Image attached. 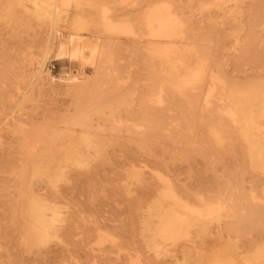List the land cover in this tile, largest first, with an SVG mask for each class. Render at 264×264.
I'll list each match as a JSON object with an SVG mask.
<instances>
[{"label":"rangeland","instance_id":"374dc122","mask_svg":"<svg viewBox=\"0 0 264 264\" xmlns=\"http://www.w3.org/2000/svg\"><path fill=\"white\" fill-rule=\"evenodd\" d=\"M222 1L77 0L65 6L60 0H0V118L7 124L0 137V264H128L123 256L85 257L82 253L87 248L69 250L59 246L64 238L54 236L49 209L43 212L46 235L37 236V243L30 240L33 220L28 198L48 208L57 207L60 212L67 206L55 197H19L22 183H28L31 176L28 151L33 145L46 146L47 135L54 133L76 130L91 136L85 163L106 168L107 174L93 179L94 184H119L120 171L131 166L171 165L180 169L181 183L195 186L193 190L223 191L226 182H237L244 185L246 203L249 197H256L255 202L264 205V161L256 154L251 157L243 135L244 114L239 123L230 118L236 94L243 101L244 95L254 96L264 90V0L254 9V21L246 23L244 0L238 18L230 21L221 7L232 2ZM163 4H170L186 23L183 38L177 41L198 45L209 63L214 64L221 81L220 99L205 98L204 88L197 98L174 97L166 87L160 91L164 85L161 78L131 49L132 38L147 40L146 16L151 8ZM122 22L131 23L135 35L115 33L113 27ZM72 40L79 41L81 47L76 53L71 50ZM47 47L50 51L45 55ZM34 58L45 60L43 70L51 81L27 92L31 80L26 74ZM97 71L102 72V80L89 92L70 94L63 85L68 76H94ZM159 92L160 98L156 97ZM78 116H82V130L71 126ZM252 128L254 139L260 141L264 113L256 115ZM40 129L47 132L41 139L24 134V130ZM41 179L42 184H37L38 177H32L31 188L35 192L42 188L41 192L46 193L47 179ZM105 193L108 194L106 190ZM123 207L120 197L115 202L95 201L86 214L111 231L108 224L126 219ZM37 224H43L42 219ZM195 245L190 244L191 252ZM167 248L165 264H183V244ZM144 256L148 262L153 260L150 253ZM170 260L174 261L169 263ZM192 261L191 258L185 263Z\"/></svg>","mask_w":264,"mask_h":264},{"label":"bare ground","instance_id":"6f19581e","mask_svg":"<svg viewBox=\"0 0 264 264\" xmlns=\"http://www.w3.org/2000/svg\"><path fill=\"white\" fill-rule=\"evenodd\" d=\"M229 1L232 4H224L221 9L228 21L236 20L242 0ZM60 2L62 5L70 6L77 0H60ZM261 2L263 0H244L245 23L254 21L256 15L254 9ZM41 8L43 7L37 6V9ZM180 18L170 4L154 6L145 20V26L148 28L147 40L132 38L129 43L131 49L142 56L150 70L161 78L164 85L159 87L160 91L166 87L174 97L197 98L201 95L200 90L204 88L202 95L205 98L220 99L222 95L218 94V90L221 81L216 75L219 73L215 71L214 64L209 63L198 45L177 41L183 38L182 34L186 26L185 21ZM113 30L125 36L136 33L129 22L117 23ZM80 49L79 41L72 40V52L76 53ZM44 51L47 55L50 47ZM43 60L40 62L36 58L30 59L29 64L32 68L26 75L31 82L27 86V92L51 81L49 75L44 73L45 60ZM101 73L97 71L94 76L80 78L68 76L63 85L70 94L86 93L91 90L92 85L101 82ZM238 95L239 93L235 95L233 105L230 106L234 107L230 118L235 123H239L241 114H244L242 123L244 133H240L244 135L251 157L256 154L257 158L264 161V135L260 141H256L252 132L256 115L264 113V90L255 93L254 96L244 95L243 101ZM156 97L160 98V92ZM6 125L4 118H0V137L3 136L1 131ZM71 126L73 129L78 127L82 130V116L75 117ZM46 133L41 129L40 131L24 130V134L39 139L45 137ZM47 137L49 139L46 141V146L33 145L31 152L28 151L31 176L28 183H22L19 197H55L64 201L67 206L64 212H60L57 207L48 208L43 203L28 198V201H31L33 220L28 236L32 242L37 243V236L46 235L47 224L43 212L49 209L52 214L51 226L54 236L64 238L58 242L59 246L69 250L87 248L82 253L85 257L117 259L123 256L128 264H165L169 252L167 246L176 247L183 244L180 251L183 264H187L185 262L191 258L192 264H264V205H258L255 202L256 197H249L250 200L246 203L243 184L226 182L223 191L220 189L212 191L211 188L206 189L208 190L206 192L202 189L205 193L200 192L201 190L198 189L193 190L195 186L183 185L178 179L180 169L171 167L170 164L161 167L131 166L127 170L120 171L122 180L119 184L109 182L94 184L93 179L107 177V174L106 168L89 166L85 163V155L92 145L91 136L83 131L77 133L76 130H72L68 133H54ZM109 169L114 172L117 170ZM32 177H38L37 184H42L41 178L45 177L48 192H41L42 188L39 192L32 190ZM203 186L205 187L204 184ZM80 195L84 198H78ZM119 197L124 204L126 219L116 224H108L112 228L111 231L103 229L104 225H100L95 218L90 219L91 216H87L86 213L92 210L95 201L115 202ZM41 219L43 224H37ZM88 219L91 221L90 224H87ZM194 240H197L196 243ZM190 244H196L192 246L193 252L190 250ZM73 250L70 251L71 254ZM110 253L114 254L113 257ZM146 253L152 254L153 260L149 262L144 260ZM173 261L170 260L169 263Z\"/></svg>","mask_w":264,"mask_h":264}]
</instances>
